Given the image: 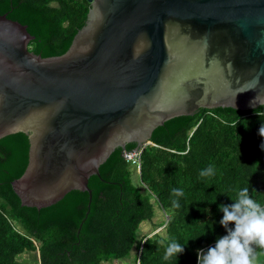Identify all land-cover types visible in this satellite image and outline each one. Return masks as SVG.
Listing matches in <instances>:
<instances>
[{
  "label": "water",
  "instance_id": "95a60500",
  "mask_svg": "<svg viewBox=\"0 0 264 264\" xmlns=\"http://www.w3.org/2000/svg\"><path fill=\"white\" fill-rule=\"evenodd\" d=\"M90 2L70 48L50 57L0 14V139L29 135L28 167L13 181L26 206L75 189L92 200L90 177L116 148L148 144L171 118L264 105V0Z\"/></svg>",
  "mask_w": 264,
  "mask_h": 264
},
{
  "label": "trees",
  "instance_id": "16d2710c",
  "mask_svg": "<svg viewBox=\"0 0 264 264\" xmlns=\"http://www.w3.org/2000/svg\"><path fill=\"white\" fill-rule=\"evenodd\" d=\"M90 9V0H0V14L27 25L35 36L29 47L43 57L67 52ZM262 125L264 105L201 108L171 118L155 129L141 169L124 157L137 142L117 147L100 175L90 177L92 200L75 189L43 208L23 205L13 187L29 164V135L1 138L0 264H197L198 250L227 234L220 204L234 203L248 187L264 205ZM209 166L215 174L202 177ZM174 188L184 192L178 208ZM172 241L184 252L165 260ZM258 262L264 264V249L257 247Z\"/></svg>",
  "mask_w": 264,
  "mask_h": 264
},
{
  "label": "clouds",
  "instance_id": "9594fccd",
  "mask_svg": "<svg viewBox=\"0 0 264 264\" xmlns=\"http://www.w3.org/2000/svg\"><path fill=\"white\" fill-rule=\"evenodd\" d=\"M258 96L259 94L253 98V104L260 103ZM259 134L264 137V125L260 127ZM261 148L264 149V144ZM214 174L211 166L200 173L202 177ZM172 195L177 198L172 201L173 207H180L178 198L184 196L183 190L174 188ZM233 201L231 204L219 205L223 213L219 223L226 229L227 234L218 237L215 245L206 251L198 250L197 264H255V249H264V205L249 195L248 187L240 189ZM230 224L234 227H229ZM203 234L204 232L200 235ZM183 252L184 245L172 241L165 249L164 259H176Z\"/></svg>",
  "mask_w": 264,
  "mask_h": 264
},
{
  "label": "built area",
  "instance_id": "2783aa9c",
  "mask_svg": "<svg viewBox=\"0 0 264 264\" xmlns=\"http://www.w3.org/2000/svg\"><path fill=\"white\" fill-rule=\"evenodd\" d=\"M150 144H152V143L149 142L148 144H144V145H142V146H140V147H138L132 151H125L124 157L128 161L136 163L138 165V168L141 169L143 151Z\"/></svg>",
  "mask_w": 264,
  "mask_h": 264
},
{
  "label": "rangeland",
  "instance_id": "374dc122",
  "mask_svg": "<svg viewBox=\"0 0 264 264\" xmlns=\"http://www.w3.org/2000/svg\"><path fill=\"white\" fill-rule=\"evenodd\" d=\"M141 172V171H140ZM157 210V209H156ZM145 227V226H144ZM144 230V229H143ZM110 262H112V261H103L102 262V264H111ZM115 264H121V263H117V262H115ZM123 264H125V263H123ZM258 264H259V262H258Z\"/></svg>",
  "mask_w": 264,
  "mask_h": 264
},
{
  "label": "crops",
  "instance_id": "0c3cea01",
  "mask_svg": "<svg viewBox=\"0 0 264 264\" xmlns=\"http://www.w3.org/2000/svg\"><path fill=\"white\" fill-rule=\"evenodd\" d=\"M150 145H151V144H150ZM148 146H149V145H148ZM148 146H147V147H148ZM147 147H146V148H147ZM133 164H136V163H133Z\"/></svg>",
  "mask_w": 264,
  "mask_h": 264
}]
</instances>
